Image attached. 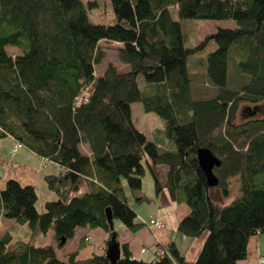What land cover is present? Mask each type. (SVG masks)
I'll return each instance as SVG.
<instances>
[{"label":"trees","instance_id":"1","mask_svg":"<svg viewBox=\"0 0 264 264\" xmlns=\"http://www.w3.org/2000/svg\"><path fill=\"white\" fill-rule=\"evenodd\" d=\"M111 1L114 24L89 20L92 1L0 0V140L10 134L64 169L44 177L59 199L47 201L43 212L36 206L35 185L9 179L0 189L4 216L30 229L28 240L8 232L0 237V264H111L106 254L77 259L85 237L65 261L53 245L39 246L37 240L53 231L61 246L62 237L74 238L77 228L87 226L112 232L107 208L126 227L143 226L131 200H148L142 189L145 157L157 194L166 190L173 202L190 209L179 231L191 238L208 235L194 262L174 243L150 262L134 259L128 245L121 244L116 264H238L248 256L250 238L264 234V0ZM175 14L234 19L237 26L219 27L187 47ZM101 40L120 44L119 56L129 71L109 61L96 76L95 66L107 54ZM211 40L216 48L207 71L218 92L194 99L187 60ZM9 47L18 52L10 53ZM231 55L238 74L249 77L242 86V75L230 80ZM87 86L92 94L77 106ZM138 101L166 121L162 142L149 140L134 124L132 104ZM243 101L251 105L244 106L236 122ZM201 147L221 160L214 168L216 187L208 185L199 165ZM236 176L241 194L228 204L218 201L229 195L230 179ZM81 178L89 188L79 195Z\"/></svg>","mask_w":264,"mask_h":264},{"label":"rangeland","instance_id":"2","mask_svg":"<svg viewBox=\"0 0 264 264\" xmlns=\"http://www.w3.org/2000/svg\"><path fill=\"white\" fill-rule=\"evenodd\" d=\"M84 3H88L90 1L95 2L96 5L93 7H87V13L89 20L92 23L95 24H114L117 22L116 14L114 12V7L111 0H83ZM175 19L179 20L181 22L182 26V32L185 38V45L187 47H194L198 45L201 41L205 40L209 35L213 34L219 27H229L234 28L237 26V23L234 19H214V18H200V19H180L178 14H175ZM100 46L107 52L105 59L97 63L95 66V74L100 76V74H103V72L106 69V65L109 61H112L118 65L120 70L122 71H129L130 65L128 63H125L121 60L119 49L120 44H117L115 41L112 40H101ZM216 48V44L214 41H210L207 43L205 48L201 51H198L196 53H193L189 55L187 63H188V71L189 76L191 78V92L194 99H208L212 98L218 92V88L211 84L209 81L208 76V57L209 54ZM9 51H11V47L8 48ZM229 77L230 80L236 79L238 75H242V79L239 86H242L243 83L249 81V77L246 74H238L239 70L236 67V58L234 55L229 56ZM237 57V56H236ZM97 76V77H98ZM139 86L141 90H145L146 86V80L144 75L140 74L138 77ZM249 106L251 104L243 101L239 104L238 110H237V120L236 122H241V110L244 108V106ZM132 118L133 122L136 125L138 129L143 131L147 138L151 141H163L166 139V135L162 133L160 130L164 129L166 126V121L159 116L155 112H147L144 110L143 103L141 101L134 102L132 104ZM7 160V159H6ZM143 164L146 167V174L143 177V191L146 193L151 192L155 188L153 176L151 174L147 157L143 159ZM53 166H51L52 169ZM163 167V165H162ZM1 169V168H0ZM42 170L40 171L39 178L36 180V191L38 195V200L36 203L37 209L40 212H43L45 210V203L47 201H54L59 199V195L50 190L46 181L44 180L45 175L48 173H54L53 170ZM18 174V171H16ZM36 173V172H35ZM4 174V171L2 170V175ZM31 174L26 170L21 176L22 178L26 179L28 178L27 175ZM34 174H31V180L32 182H35L34 180ZM4 176V175H3ZM18 176V175H17ZM37 177V174H36ZM11 179L9 177L6 182ZM240 176H236L230 179V193L228 196H220L218 201L222 203H230L232 200L237 198L240 194ZM123 184L125 185L127 191L129 192V182L128 179H123ZM211 194L213 196V190H211ZM216 195V194H215ZM218 198V195L215 196V198ZM131 205L134 208H139V205L134 201L131 200ZM148 204H145L144 209H142V212L149 211ZM148 214V213H147ZM122 223L121 219H114V226L115 230L118 232V226ZM18 223L15 222V227H12V231L18 227ZM11 226V225H10ZM10 226H4L3 228L0 225V237L5 234L6 232L10 231ZM106 235V243L110 238L111 232H107L106 230L102 229ZM204 233L208 232L205 231ZM119 236V232H118ZM30 237V229L26 225L21 233L15 238V239H21V240H28ZM262 237H264V234H262ZM37 244L39 246H46V245H53L58 250V255L63 257L65 252H71L78 249V241L77 238H71L69 239L68 243L64 246H60L58 240H56L55 235L53 231H50L46 235L39 236L37 240ZM89 247V246H88ZM83 249V248H82ZM81 249V256L87 258L90 257L93 253H86L84 250ZM101 251H96L94 253H99ZM103 252V251H102ZM80 256V257H81ZM87 256V257H86ZM79 257V256H78ZM79 257V258H80ZM260 261L264 260V247L260 251L258 255V259ZM262 264V263H261Z\"/></svg>","mask_w":264,"mask_h":264},{"label":"crops","instance_id":"3","mask_svg":"<svg viewBox=\"0 0 264 264\" xmlns=\"http://www.w3.org/2000/svg\"><path fill=\"white\" fill-rule=\"evenodd\" d=\"M116 43L119 44L118 42ZM17 52L18 50L16 48H12L10 51L12 54H16ZM84 149H86V147H84ZM51 166H53L52 169ZM0 168L4 171V176L2 175L0 180L1 190L5 188L6 180L9 177H11V179L19 180L23 185H36V180L39 178L40 171H47L51 169L54 173L50 174H60L64 170L59 164L49 161L29 150L10 134L0 140ZM26 170L31 174H34L33 176L35 182H32L33 180H31V174L27 175L28 178L26 179L22 178L21 175L26 172ZM16 171H18V174ZM79 183L80 190L77 194L82 195L88 190L89 183L86 178H81ZM125 190L130 195V190L128 192L126 187ZM145 194L148 200L143 202L135 201L139 205V208L137 209L132 207L137 214L136 221L143 223V226L133 230L126 227L123 222L120 223L117 228L120 243L127 244L133 258L137 260H144L146 262L153 261L164 248L168 247L171 243H174L188 261H196L201 252L204 241L206 240L207 233H203L201 236L196 238H191L179 231V222L190 212L189 207L185 204L173 202L166 190L157 194L154 188V190L149 193L145 192ZM145 204H148L150 210L142 212ZM155 218H159L164 222L163 228L156 229L149 225L150 220ZM15 222L16 221L14 219L4 216V207L2 203H0V225L2 228L4 226L11 225L8 233H10L13 238H16L26 226L18 223V227H16L13 232L12 227H15ZM262 234L263 233H257L250 238L248 244V256L246 259L240 260L238 264H261V258L258 259V255L264 247V237H262ZM82 237H85L86 241V246H84L82 250L86 253H93L91 256L95 254H106L107 235L102 228H90L88 226L77 228L74 238H77L78 247L79 240ZM68 241L69 239L64 245H66ZM53 247L55 248L57 257L64 261L67 260V257L71 252L76 251L65 252L64 256L61 257L58 255L57 248L55 246ZM144 248L146 250L142 251ZM96 251L101 252L94 253ZM78 256H81V249L78 252ZM78 256L77 259H86L83 256L80 258Z\"/></svg>","mask_w":264,"mask_h":264},{"label":"water","instance_id":"4","mask_svg":"<svg viewBox=\"0 0 264 264\" xmlns=\"http://www.w3.org/2000/svg\"><path fill=\"white\" fill-rule=\"evenodd\" d=\"M198 161L201 169L207 177V182L210 187L218 185V177L214 173V168L221 165V160L216 157L212 150L207 147H201L197 151ZM106 217L112 230L110 238L107 241L106 257L110 260L111 264H116L122 257L121 243L118 239V232L114 226V216L111 208L106 209ZM66 238H61V245H64Z\"/></svg>","mask_w":264,"mask_h":264},{"label":"built area","instance_id":"5","mask_svg":"<svg viewBox=\"0 0 264 264\" xmlns=\"http://www.w3.org/2000/svg\"><path fill=\"white\" fill-rule=\"evenodd\" d=\"M92 94V91H91V87L90 86H87L83 91L82 93L77 97L76 99V105L79 106L81 105L83 102H87L90 98ZM149 225L153 228H156V229H161L163 228L164 226V222L159 219V218H155V219H151L150 220V223ZM146 249L144 248L142 251H145ZM167 253V251L165 249H163L161 252H160V255H165ZM262 262H264V260H262Z\"/></svg>","mask_w":264,"mask_h":264}]
</instances>
